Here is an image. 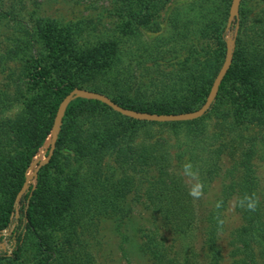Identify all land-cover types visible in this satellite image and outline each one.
Returning <instances> with one entry per match:
<instances>
[{"label":"trees","instance_id":"1","mask_svg":"<svg viewBox=\"0 0 264 264\" xmlns=\"http://www.w3.org/2000/svg\"><path fill=\"white\" fill-rule=\"evenodd\" d=\"M116 1L121 21L104 31L83 18L36 25V36L55 51V72L48 77L41 61L33 66L31 81L50 96L44 113L28 105L15 119L0 120V232L8 233L0 237L7 244L0 264H20L27 247L41 256L40 264H96L84 239L95 238L104 220L127 218L130 193L156 217L141 247L149 264H220L216 239L232 194L243 222L232 234V264H264V205L252 163L258 152L264 156V0L241 1L232 63L202 117L145 122L98 101L74 99L62 116L50 161L15 204L29 161L73 89L158 115L193 112L205 102L224 60L232 0ZM160 9H168L163 23ZM25 34L33 35L27 26ZM210 38L214 57H199L198 47ZM6 107L0 90V108ZM210 117L216 119L215 132L208 128ZM251 120L256 134L248 132ZM151 126L163 129L153 134ZM64 150L66 163L76 167L61 185L51 180L48 167ZM225 153L230 183L223 197L207 205L203 197L221 173ZM109 159L120 167L118 178ZM49 225L62 234L60 242L45 234Z\"/></svg>","mask_w":264,"mask_h":264},{"label":"rangeland","instance_id":"2","mask_svg":"<svg viewBox=\"0 0 264 264\" xmlns=\"http://www.w3.org/2000/svg\"><path fill=\"white\" fill-rule=\"evenodd\" d=\"M255 11L251 10L253 13ZM167 13L168 9H160L158 15L160 23L165 21ZM81 18L90 20L97 30L104 31L120 23V6L116 0H0V90L4 92L7 103L6 108H0V120L15 119L28 105H33L42 114L49 103L50 96L45 95L41 86L33 84L31 76L33 66L41 61V65L48 69L47 76L53 77L55 72L53 64L57 57L55 51L46 47L36 36V25L42 22L67 24ZM25 26L29 33L33 34L31 38L25 34ZM232 32V27L226 30V41L232 38ZM198 50L199 57H214L215 42L211 38L207 39L201 42ZM215 120L213 117L207 118L206 122L211 132L216 131ZM250 123L248 132L256 134L259 130L256 122L251 120ZM162 129L160 126L150 127L153 134H158ZM162 136L169 141L168 133L163 132ZM48 145L49 137L29 161L26 178L31 176L36 164L45 158ZM66 155L67 152L64 150L48 167L51 180L61 185L66 183L76 167L74 161L70 164L66 163ZM252 163L258 180L259 199L264 205V156L258 152L253 157ZM230 165L231 161L225 153L220 162L221 173L209 183L203 197L207 205H212L223 197L224 189L230 183L226 176V170ZM108 166L116 169L115 177L118 178L120 176L118 163L114 159H109ZM36 177L29 181V186L32 185V188L36 185ZM235 203L236 196L232 194L222 213L223 226L216 239L221 254L220 264H232L230 245L232 234L243 224ZM126 207L130 209L127 218L121 221L104 220L95 238L84 239L90 243L89 249L95 257L96 264H149L141 247L146 241L145 236L151 234L152 222L156 217L151 214L144 200L135 202L133 193L127 196ZM18 208L20 205H17L16 209ZM46 233L56 243L62 239V234L58 233L54 226L49 225L45 230ZM4 243L6 244V241ZM23 255L20 264L42 262L41 256L31 247H27ZM257 262L263 264L261 261Z\"/></svg>","mask_w":264,"mask_h":264},{"label":"water","instance_id":"3","mask_svg":"<svg viewBox=\"0 0 264 264\" xmlns=\"http://www.w3.org/2000/svg\"><path fill=\"white\" fill-rule=\"evenodd\" d=\"M240 1L241 0H232L231 5L229 8V14H228V19H227V24L226 27L227 30L232 27L233 32H232V38L230 40L226 41V49H225V56L223 63L215 76L213 83L210 87L209 93L205 99V102L201 105V107L193 112H188V113H180V114H150V113H145V112H138L134 111L131 109H126L123 107H120L116 103H114L110 98L107 96L89 91L86 89H79L75 88L73 89L69 94H67L62 101L59 103L56 114L53 119V124L50 129L49 133V145H48V152L45 156V158L42 161H39L34 170L31 173V176L29 178L25 179V182L21 188V190L18 192L16 199H15V204L18 203L20 198L26 193V191L29 189V181L34 179L39 171V169L47 165L52 157L54 148H55V142L57 139V134L59 132V127L61 125L62 119L65 113V110L68 106V104L77 98L81 99H87V100H94L98 101L104 105H106L108 108H110L112 111L126 117L129 119L133 120H138V121H145V122H155V123H169V122H186V121H192L194 119H198L202 117L211 107L213 104L215 97L217 95L219 86L227 73L231 63H232V57H233V51L235 49V40L237 37V28H238V15H239V6H240ZM17 208V207H16ZM17 213V212H16ZM6 230H2L0 232V237H4L7 235ZM1 250H6V244L4 243V240L0 242V251Z\"/></svg>","mask_w":264,"mask_h":264}]
</instances>
